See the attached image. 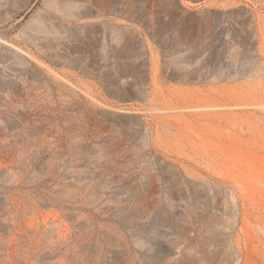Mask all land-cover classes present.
Returning a JSON list of instances; mask_svg holds the SVG:
<instances>
[{
  "label": "rangeland",
  "instance_id": "rangeland-1",
  "mask_svg": "<svg viewBox=\"0 0 264 264\" xmlns=\"http://www.w3.org/2000/svg\"><path fill=\"white\" fill-rule=\"evenodd\" d=\"M0 264H264V0H0Z\"/></svg>",
  "mask_w": 264,
  "mask_h": 264
}]
</instances>
